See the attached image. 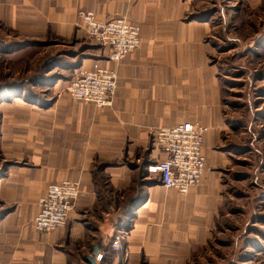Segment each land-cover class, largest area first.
Returning <instances> with one entry per match:
<instances>
[{
	"label": "crops",
	"instance_id": "0c3cea01",
	"mask_svg": "<svg viewBox=\"0 0 264 264\" xmlns=\"http://www.w3.org/2000/svg\"><path fill=\"white\" fill-rule=\"evenodd\" d=\"M43 7L60 33L76 25L85 30L78 11L93 10L104 20L127 17L139 24L142 42L118 65L112 105L76 100L64 87L50 105H27L22 127L12 114L6 115V149L15 157H28L34 166L11 169L0 181V195L16 202L13 215L0 222V264H99L87 259L96 246L98 253L117 251L113 234L119 231L118 223L125 224L118 219L119 202L131 187L134 170L145 171L166 157L153 145V130L184 121L210 127L202 182L181 195L147 177L154 181L143 191L132 227L123 235L122 251L135 258L140 251L155 256L158 251L199 248L206 238L208 212H215V168L254 149L245 142L246 131L235 130L224 113L218 71L200 32L204 25L184 21L187 7L182 0H44ZM103 48L81 66H115L109 48ZM242 143L245 150L235 148ZM227 146L232 147L223 149ZM111 160L120 162L96 169ZM102 174L108 178H100ZM64 179L81 182L68 223L39 232L32 225L38 200L50 184Z\"/></svg>",
	"mask_w": 264,
	"mask_h": 264
},
{
	"label": "rangeland",
	"instance_id": "374dc122",
	"mask_svg": "<svg viewBox=\"0 0 264 264\" xmlns=\"http://www.w3.org/2000/svg\"><path fill=\"white\" fill-rule=\"evenodd\" d=\"M43 2L0 0V181L11 169L34 166L28 157H15L6 149V115L12 114L22 127L27 105H50L64 87L69 94L75 70L104 49L79 25L67 33L58 32ZM182 2L187 7L184 21L205 27L200 32L209 61L218 71L224 113L235 130L246 131L242 135L253 153L238 159L233 155L228 165L215 168L219 185L215 212H208L206 238L199 248L158 251L155 256L140 251L135 258L122 249L107 251L99 264H114L116 259L118 264H264V0ZM235 148L243 151L246 146ZM119 162L102 161L96 169ZM136 163H131L134 169ZM147 177L143 169L134 170L131 187L119 202L118 219L125 224L118 223L114 238L132 227L143 191L150 184ZM15 203L0 195V222L13 215Z\"/></svg>",
	"mask_w": 264,
	"mask_h": 264
},
{
	"label": "built area",
	"instance_id": "2783aa9c",
	"mask_svg": "<svg viewBox=\"0 0 264 264\" xmlns=\"http://www.w3.org/2000/svg\"><path fill=\"white\" fill-rule=\"evenodd\" d=\"M78 16L88 37L109 48V59L115 66L95 62L92 67H79L69 80L67 90L76 100L98 107L112 105L118 88V65L140 47L141 26L127 17L104 20L93 10L80 9ZM209 129L199 121L154 129L153 145L166 157L148 165V177L158 179L165 188L188 194L202 182L206 171L204 143ZM80 193L79 180L64 179L50 184L38 200L39 210L32 220L33 227L44 233L65 227ZM122 238L119 233L112 241L115 250L122 249ZM102 256L98 253L96 259L101 260Z\"/></svg>",
	"mask_w": 264,
	"mask_h": 264
},
{
	"label": "water",
	"instance_id": "95a60500",
	"mask_svg": "<svg viewBox=\"0 0 264 264\" xmlns=\"http://www.w3.org/2000/svg\"><path fill=\"white\" fill-rule=\"evenodd\" d=\"M98 255V246L95 247V250L93 251L92 255L87 256V259L91 262V263H95L96 261V256Z\"/></svg>",
	"mask_w": 264,
	"mask_h": 264
},
{
	"label": "trees",
	"instance_id": "16d2710c",
	"mask_svg": "<svg viewBox=\"0 0 264 264\" xmlns=\"http://www.w3.org/2000/svg\"><path fill=\"white\" fill-rule=\"evenodd\" d=\"M80 66H81V65H80ZM74 74H75V73H74ZM73 76H74V75H72V77H73ZM72 77H71V78H72ZM146 169H147V168H146ZM146 169H145V171H144V172H145V176H147V174H148V170H146ZM154 180H155V179H154ZM154 180H149V182H153ZM156 180H157V179H156ZM156 180H155V181H156ZM140 195H141V194H140ZM140 198H142V197H140Z\"/></svg>",
	"mask_w": 264,
	"mask_h": 264
}]
</instances>
